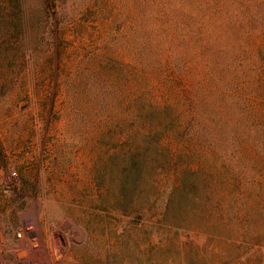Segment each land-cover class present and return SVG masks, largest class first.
Returning <instances> with one entry per match:
<instances>
[{
    "label": "rangeland",
    "instance_id": "obj_1",
    "mask_svg": "<svg viewBox=\"0 0 264 264\" xmlns=\"http://www.w3.org/2000/svg\"><path fill=\"white\" fill-rule=\"evenodd\" d=\"M0 264H264V0H0Z\"/></svg>",
    "mask_w": 264,
    "mask_h": 264
},
{
    "label": "trees",
    "instance_id": "obj_2",
    "mask_svg": "<svg viewBox=\"0 0 264 264\" xmlns=\"http://www.w3.org/2000/svg\"><path fill=\"white\" fill-rule=\"evenodd\" d=\"M148 109H149L148 113L151 112L152 119L150 118V115L148 113L145 114L147 115L144 121L145 125L147 126L152 125L151 127L147 128L149 132L153 131L154 133H157L159 135L154 151L157 150V146L158 148L162 146L161 143L165 144V141H169V140L172 141L174 139H178V140L183 139V132H185V129L183 128L181 120L178 116H176L174 120H167V118H164V113L167 111V108L163 106H158L154 103L148 105ZM185 124L189 126L187 122H185ZM172 125H174L173 128H170V126ZM192 149L190 148L189 150L187 149L184 151L183 157H185V159L190 160L191 162L189 163L191 164L185 167L184 174H181V176L178 175L177 177L178 182L175 184L176 191L179 190L180 192L182 191L187 192L189 190L196 189L195 187L197 184L196 175L198 174L199 166H197L195 162L196 155L194 156L191 155L194 154L195 152L194 148ZM148 151H149V147H148ZM169 157L173 158V154L169 153Z\"/></svg>",
    "mask_w": 264,
    "mask_h": 264
},
{
    "label": "built area",
    "instance_id": "obj_3",
    "mask_svg": "<svg viewBox=\"0 0 264 264\" xmlns=\"http://www.w3.org/2000/svg\"><path fill=\"white\" fill-rule=\"evenodd\" d=\"M20 236H21V233H20V232H19V233H17V237H18V238H20Z\"/></svg>",
    "mask_w": 264,
    "mask_h": 264
}]
</instances>
